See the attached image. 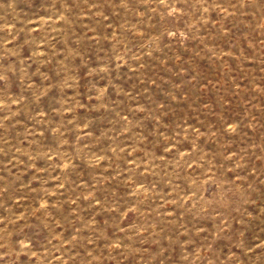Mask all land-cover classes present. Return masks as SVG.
<instances>
[{
	"label": "rangeland",
	"instance_id": "374dc122",
	"mask_svg": "<svg viewBox=\"0 0 264 264\" xmlns=\"http://www.w3.org/2000/svg\"><path fill=\"white\" fill-rule=\"evenodd\" d=\"M0 264H264V0H0Z\"/></svg>",
	"mask_w": 264,
	"mask_h": 264
}]
</instances>
